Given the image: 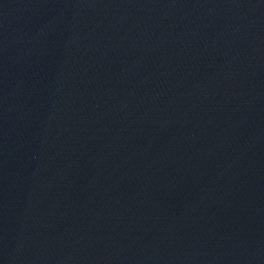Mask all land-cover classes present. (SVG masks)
Masks as SVG:
<instances>
[{
	"label": "water",
	"instance_id": "obj_1",
	"mask_svg": "<svg viewBox=\"0 0 264 264\" xmlns=\"http://www.w3.org/2000/svg\"><path fill=\"white\" fill-rule=\"evenodd\" d=\"M0 264H264V0H0Z\"/></svg>",
	"mask_w": 264,
	"mask_h": 264
}]
</instances>
